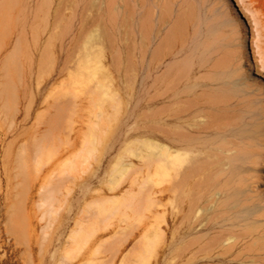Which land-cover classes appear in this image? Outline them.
I'll list each match as a JSON object with an SVG mask.
<instances>
[{"label": "rangeland", "instance_id": "obj_1", "mask_svg": "<svg viewBox=\"0 0 264 264\" xmlns=\"http://www.w3.org/2000/svg\"><path fill=\"white\" fill-rule=\"evenodd\" d=\"M249 40L264 75V0H0V264H264V76ZM174 97L188 103H171L185 109L170 133L241 160L232 193L244 195L227 219L214 215L224 195L206 179L215 155L194 153L200 176L190 160L176 182L164 176L161 110ZM205 124L215 129L194 131Z\"/></svg>", "mask_w": 264, "mask_h": 264}, {"label": "bare ground", "instance_id": "obj_2", "mask_svg": "<svg viewBox=\"0 0 264 264\" xmlns=\"http://www.w3.org/2000/svg\"><path fill=\"white\" fill-rule=\"evenodd\" d=\"M237 7H239L238 9H239V12L241 13H243L244 14V12L242 11V9L240 8V5H239V3L237 2ZM241 13V14H242ZM56 16V15H55ZM54 16V17H55ZM244 16V15H243ZM80 33V32H79ZM52 38V37H51ZM36 40H38V39H36ZM49 41H50V39H49ZM36 42V41H35ZM38 43L39 42H36V45H38ZM247 43V40L245 39V44ZM248 44H249V49H251V53H250V55H251V57H252V63H253V66H254V69H255V67H258V63L260 62L256 57L258 56H256V54H255V51H253V48H251V44H250V40L248 41ZM61 46H62V44H61ZM36 47V46H35ZM257 48H258V51H259V56H261V58H262V53H261V50H262V47H260V45H257ZM48 50H49V47L47 48ZM34 50H36V48L34 49ZM45 51V50H44ZM43 51V53H41L42 54V56L44 55V53L45 54H48L47 53V50L44 52ZM49 52H50V50H49ZM50 54H51V52H50ZM70 55V54H69ZM73 56H77V55H73ZM69 57V56H68ZM71 57V56H70ZM79 57L80 58H82L81 56H78V57H76L77 59H79ZM85 58V57H84ZM72 59V58H71ZM76 60V59H75ZM52 61V60H51ZM72 61V60H71ZM52 62H54V61H52ZM68 62V60L66 61V63ZM82 62H83V58H82ZM81 61H80V59H79V64L80 63H82ZM55 63V62H54ZM70 63V65H71V63L72 62H69ZM69 63H67V64H69ZM73 63H74V59H73ZM67 64H66V66H67ZM74 64H77V63H74ZM64 66H65V64H64ZM260 66V65H259ZM255 72H256V74L255 75H261V76H264L263 74H262V71L259 69V67L257 68V70L255 69ZM100 77V76H99ZM103 78V77H102ZM104 81V80H103ZM99 83V82H98ZM100 84V83H99ZM98 84V85H99ZM102 84V83H101ZM100 86V85H99ZM103 86V85H102ZM101 86V87H102ZM100 87V88H101ZM104 87H107V86H104ZM103 87V88H104ZM99 87L97 88V89H100ZM108 88V87H107ZM96 89V90H97ZM105 90H107L108 91V89H104V91L101 89V92L103 91V92H105ZM98 92H99V90H97ZM96 91V93L98 94V92ZM106 91V92H107ZM110 91V90H109ZM102 92V93H103ZM92 93H94L93 91H92ZM96 93H94V94H96ZM100 93V92H99ZM101 93V94H102ZM108 93V92H107ZM107 93L105 94V95H107ZM103 94V95H104ZM98 95H100V94H98ZM111 95V94H110ZM94 96V95H93ZM102 96V95H101ZM100 97V96H99ZM97 98H98V96H97ZM107 98H109V96H107ZM107 98H105V97H102V99H104V100H106ZM93 100V99H92ZM97 101V99H94V101ZM98 100H100L99 98H98ZM110 100H112V102L111 103H109L108 101H106V102H108L110 105H112V103H113V99H109V101ZM186 100H183V99H181L180 97H174V98H171L170 99V103L169 104H167V105H163L164 107H163V110H161V111H163V124H164V127H165V131H164V135H165V141L167 142V144L163 147V152H164V154H163V156H164V176L168 179H170V178H172L171 180V182H173V181H175L174 179H173V177H170L171 176V172L174 170V169H180V167H182V165H184L186 162H187V160H190L191 162H192V166H197L198 165V162L197 161H199L201 158L200 157H198L197 155H194V153L195 152H199V151H205V152H207L210 156H212V155H215L216 156V158H214L213 159V157L212 158H210V156H209V158H210V160L211 159H213V160H211V161H214L212 164H214L215 165V168H214V166L212 165V164H209V165H212L213 166V169H212V171L211 172H213V174L212 173H209L207 176H206V179H210V180H207V182L209 181H211V183H210V188H212V189H218V190H220L221 192H222V194L224 195V200L220 203L221 205L222 204H224V205H222V206H216L215 207V209L213 210V212H214V215L217 213V217H222V218H228V217H226L225 215L226 214H230V212L232 211L233 212V210L235 209V210H237L235 207L237 206H234L236 203H238L237 201L234 203V205H232V204H230V203H233V202H231V201H234L235 199H237V198H240L242 195L241 194H243L241 191V194L238 192H236V193H232V192H235L236 191V188H238L239 186L241 187V185H243L241 182H242V179L244 178V176H243V172H242V170H241V168H240V165H238V166H236L235 164H238L239 162H241V160H240V158L238 157V156H235V155H237V154H235L234 156H227V155H225V153H224V150H221V149H223V147H220V148H218L217 150H212L211 149V146H212V144L211 143H213L212 141H209V140H204V139H201V138H198L197 136L196 137H193V136H190V134L188 133V134H186V133H184L182 130H180V128L179 127H174V129H172V132L170 133V130H169V126H170V124L171 123H178L179 121H180V119L182 118V113H183V111L182 110H184L185 109V105H183V109H181L179 106V108L178 109H176L174 112H170V106H171V103H174L175 105L177 104H181V103H183V104H185V103H188L187 101L185 102ZM99 102V101H98ZM97 102V103H98ZM115 102V101H114ZM92 103H94V104H97L96 102H92ZM103 103V102H102ZM107 103V104H108ZM93 104V105H94ZM104 104V103H103ZM174 104H172V106L174 105ZM109 105V106H110ZM53 106V105H52ZM65 106H67V105H65ZM186 106H188V105H186ZM55 108V107H54ZM60 108L61 109H63L64 110V108H62L61 106L60 107H58L57 109H59L60 110ZM113 108H114V105H113ZM67 109V108H66ZM187 109V108H186ZM188 110V109H187ZM56 111H58V110H56ZM207 111V110H206ZM205 111V112H206ZM59 113H61V114H64V115H66L65 114V112H66V110L64 111V113H62V112H60V111H58ZM58 113V114H59ZM170 113H173L172 115H170ZM210 113H212V111H210ZM161 114H162V112H161ZM204 114V113H203ZM59 116H60V114H59ZM215 116H217V115H215ZM61 117H63V116H61ZM210 117H213V115L212 116H210ZM65 118H67V116L65 117ZM189 118V117H188ZM207 118V117H206ZM219 118V117H218ZM51 119H53V118H51ZM62 120L64 119V118H61ZM209 119V118H208ZM216 119V118H215ZM216 120H218V119H216ZM225 120V119H224ZM49 121H50V119H49ZM56 121V120H55ZM204 121H207V120H204ZM209 121H211V120H208V122ZM221 121V120H220ZM227 121V120H226ZM52 122H54L53 120H52ZM197 122V121H196ZM203 122V121H202ZM221 122H224V121H221ZM49 123V122H48ZM218 123V122H217ZM225 123V122H224ZM224 123H221L222 125L224 124ZM226 123H228V122H226ZM47 124V123H46ZM54 124H56V122H54L52 125L54 126ZM58 124V123H57ZM188 124V123H187ZM190 125V124H189ZM191 125H193L194 126V124H191ZM214 124H211V126H213ZM217 125H219V124H217ZM211 126L210 125H206L205 124V127L203 126V129H200V130H195L194 128V131H201V130H206V131H208L207 129H209V130H213V129H215V128H213V129H210L211 128ZM215 126H216V124H215ZM220 126L221 125H219V126H217V129L216 130H218V128H220ZM200 128H202V126H200ZM206 128V129H205ZM221 128H224V125L223 126H221ZM191 129H192V126H191ZM227 129V128H226ZM226 129H224V130H226ZM224 130H220V132L221 131H224ZM163 132V131H162ZM202 132V131H201ZM197 133V132H196ZM199 133V132H198ZM195 136V135H194ZM190 137V138H189ZM201 137V136H200ZM68 138H69V136H68ZM67 138V139H68ZM210 139H212V138H210ZM230 140V139H229ZM225 141H227L228 142V144L230 143V141L232 142V140H230V141H228V140H225ZM226 142V143H227ZM69 143H71V141L69 142ZM85 143V142H84ZM234 143V142H233ZM236 144V143H235ZM235 144H233V145H235ZM246 144V143H245ZM85 145V144H84ZM232 145V146H233ZM238 145V144H237ZM250 145V144H249ZM255 145V144H254ZM221 146V145H220ZM227 145H225V147H226ZM215 147V146H214ZM216 147H217V145H216ZM227 147H230V146H227ZM239 147V146H238ZM84 149L86 148V147H83ZM88 148V147H87ZM87 148H86V150H87ZM235 148V147H234ZM255 149V148H254ZM83 150V149H82ZM90 150V152L92 151L91 149H89ZM184 150V151H183ZM235 150H237L236 148H235ZM246 150V149H245ZM256 150V149H255ZM81 151V150H80ZM88 151V150H87ZM87 151H86V153H87ZM209 151V152H208ZM247 151V150H246ZM257 151V150H256ZM260 151V150H259ZM67 152V151H66ZM83 152H85V151H83ZM250 152V151H249ZM252 153H254L253 151H251ZM230 153H232V151H230ZM235 153V152H234ZM252 153H250L251 155H253ZM83 154H85V153H82V155L81 154H79V156L81 155V156H83ZM199 154V153H198ZM201 154V153H200ZM257 154H258V151H257ZM92 155V153H90V155L89 156H91ZM206 155V154H205ZM205 155H204V157H205ZM245 155H247V154H245ZM86 156H88V155H85V157ZM202 156H203V154H202ZM206 156H208V155H206ZM58 157V156H57ZM203 157V158H204ZM78 158V157H77ZM83 158V160H85L86 158H84V156L82 157ZM190 158V159H189ZM207 157H205V159H206ZM79 159V158H78ZM77 159V160H78ZM208 159V158H207ZM258 159V158H257ZM82 160V159H81ZM80 160V161H81ZM201 160H203V159H201ZM200 160V161H201ZM227 160V161H226ZM255 160V159H254ZM253 160V161H254ZM67 161H69V160H67ZM66 160H65V162H67ZM76 161V160H75ZM207 161V160H206ZM210 161V162H211ZM257 161H259V160H257ZM194 162V163H193ZM197 164H196V163ZM208 162V161H207ZM235 162H238V163H235ZM251 162V161H250ZM69 163V162H68ZM72 163V162H71ZM202 163V162H201ZM201 163L199 164L200 166H197L198 168H194L193 169V167L191 166L190 167V169L192 168V177L193 176H200L201 174H199V173H201V172H199V169H201V167H202V165H201ZM76 164H78L79 165V163H74V164H71V165H73V167H74V169H76L75 168V166H76ZM196 164V165H195ZM207 164V165H208ZM231 165L230 167H227L228 165ZM75 165V166H74ZM186 165V164H185ZM191 165V164H190ZM190 165H188V166H190ZM208 165V166H209ZM253 165V164H252ZM79 167H80V165H79ZM186 167H187V165H186ZM211 167V166H210ZM227 167V168H226ZM182 168H184V167H182ZM78 169V168H77ZM189 169V168H188ZM202 169H203V172H204V170H206V166H204V167H202ZM201 169V170H202ZM209 169V168H208ZM83 170V169H82ZM200 170V171H201ZM191 172V171H190ZM202 172V173H203ZM252 172V171H251ZM250 172V173H251ZM79 174L80 172H79V170H78V172H76V174ZM174 173H175V171H174ZM177 173H179V172H177ZM177 173H175V175L177 174ZM184 172H182V174H180L178 177H183V175L185 174H183ZM249 173V174H250ZM52 174H53V172H52ZM207 174V173H206ZM205 174V175H206ZM212 176H211V175ZM174 175V176H175ZM186 175V174H185ZM38 176V175H37ZM49 177H50V175H48ZM47 176V177H48ZM51 176H53V175H51ZM190 175L188 174V177H189ZM175 177H177V175L175 176ZM177 177V178H178ZM247 178V177H246ZM50 179H52V178H50ZM165 179V178H164ZM189 179H191V178H189ZM199 180H202V178L200 179V178H198ZM197 179V180H198ZM248 179V178H247ZM181 180V179H180ZM177 181V180H176ZM175 181V182H176ZM44 182L46 183V181L44 180ZM166 183H168V181H165ZM198 182V181H197ZM196 182V186L198 187V186H200V185H202L203 184V182H206L205 181V178H204V181L202 182V184L200 183L199 185H197L198 183ZM201 182V181H200ZM49 184V183H48ZM169 184H171L170 182H169ZM175 184V183H174ZM173 184V185H174ZM178 184V183H177ZM182 184V183H181ZM205 184V183H204ZM203 184V185H204ZM45 185V184H44ZM43 185V187H41L42 189H40V190H42V191H40V192H43V190H44V188H46L45 186H47V184L44 186ZM50 185V184H49ZM172 185V184H171ZM172 185V186H173ZM194 185V187H196L195 186V183L193 184ZM202 185V187H200V191L203 189L204 190V188L206 187L205 185L203 186ZM174 186H176V185H174ZM173 186V187H174ZM54 187V188H53ZM52 188H53V190H56L55 188H56V186H53ZM173 187L171 188V189H173ZM176 187H179V186H176ZM204 187V188H203ZM244 187V186H243ZM51 188V187H50ZM50 188L48 187V189H49V191H50ZM51 188V189H52ZM199 188V187H198ZM202 188V189H201ZM209 188V189H210ZM245 188V187H244ZM47 189V190H48ZM176 189V188H175ZM195 189V188H194ZM193 189V190H194ZM206 189V188H205ZM239 189V188H238ZM51 191V192H55V191ZM177 190H178V188H177ZM171 191V190H170ZM199 191V190H198ZM209 190H207L206 192H208ZM49 193V195H52V193ZM72 192V191H71ZM205 192V193H206ZM170 193V192H169ZM194 193V192H193ZM198 192H196V194H197ZM202 193V192H201ZM214 193V192H213ZM217 193H218V191H217ZM192 194V193H191ZM190 194V195H191ZM195 194V193H194ZM199 194H200V192H199ZM238 194H240L239 195V197H238ZM47 195V194H46ZM48 195V196H49ZM216 195V194H215ZM244 195V194H243ZM47 196V197H48ZM70 196V195H69ZM199 196H202V194L201 195H199ZM53 197V196H52ZM51 197V198H52ZM65 197V196H64ZM68 197V196H67ZM186 197V196H185ZM203 197H204V195H203ZM234 197H237V198H234ZM44 198V197H43ZM45 198H46V196H45ZM55 198V197H54ZM66 198V197H65ZM190 198H191V196H190ZM193 198V197H192ZM192 198H191V200H192ZM195 198H196V196H195ZM198 199L200 198V197H197ZM202 198V197H201ZM212 198V197H211ZM217 198V197H216ZM233 198H234V200H233ZM44 200V199H43ZM51 200V199H50ZM56 200H59V199H55V201ZM198 201L197 199H193V201H190V202H192V206H194V207H196L195 205H193L194 203H196L195 201ZM204 200V199H203ZM46 201H47V199H46ZM49 201V200H48ZM240 201V200H239ZM43 202V201H42ZM64 202V201H63ZM183 202V201H182ZM48 203V202H47ZM50 203V202H49ZM58 203H60V202H58ZM211 203V202H210ZM209 202H208V204H210ZM25 204L26 203H24V204H22L24 207H25ZM38 204H40V203H38ZM191 204V203H190ZM219 204V203H218ZM219 204V205H220ZM60 205V204H59ZM205 205V204H204ZM207 205V204H206ZM230 205H232V206H230ZM20 207H21V205H20ZM180 207V206H179ZM194 207H189V209H190V211H194L193 210V208ZM238 207H240L239 205H238ZM22 208V207H21ZM59 208V207H58ZM191 208H192V210H191ZM202 208V207H201ZM179 209V208H178ZM203 209H204V207H203ZM206 209H207V207H206ZM22 210H24V208L22 209ZM56 210H57V208H56ZM205 210V209H204ZM21 211V210H20ZM61 210L59 209L58 210V212H60ZM180 211V210H179ZM189 211V210H188ZM190 211L188 212V213H190ZM24 212V211H23ZM231 212V213H232ZM21 214H22V211L20 212ZM180 213V212H179ZM202 213V212H201ZM24 214V213H23ZM206 214V213H205ZM204 214V215H205ZM188 215H190V214H188ZM192 215V214H191ZM191 215H190V217H191ZM200 215V214H199ZM213 215V216H214ZM185 216V215H184ZM213 216H211V219H212V217ZM216 216V215H215ZM18 217H19V215H18ZM22 217V216H21ZM164 217V216H163ZM186 217H188V216H186ZM219 217V218H220ZM232 217V216H231ZM230 217V218H231ZM213 218H215L214 220H216V222L218 221V219L216 218V217H213ZM224 218V219H225ZM236 218V217H235ZM19 219H21V218H19ZM81 219V218H80ZM187 219H189V218H187ZM201 219H202V217H201ZM221 219V218H220ZM23 219H21V221H22ZM197 220H199V219H196V220H194L195 222L197 221ZM222 220V219H221ZM229 220V219H228ZM19 222H21L20 220H18ZM202 221V220H201ZM213 220H211V222H212ZM220 221V220H219ZM25 222H27V221H25ZM193 223V225L195 226V224H197L198 222L200 223V221H198V222H196V223ZM207 222V221H206ZM214 222V221H213ZM215 222V223H216ZM23 223H24V221H23ZM79 222L77 221V224H78ZM81 223V222H80ZM83 223V222H82ZM157 223V222H156ZM17 224H18V222H17ZM20 224V223H19ZM19 224H18V226H19ZM209 223L207 222V224L206 225H208ZM218 224H220V223H218ZM193 225H191V226H189L188 227V229L189 230H193L194 229V226ZM183 226V225H182ZM181 226V227H182ZM203 226V225H202ZM202 226H201V228H202ZM205 226V225H204ZM222 226V224L219 226V227H221ZM26 227V226H25ZM79 227V224H78V226H77V228ZM81 228H83L84 226L83 225H81L80 226ZM206 227V226H205ZM223 227V226H222ZM21 226H20V230H21ZM27 228V227H26ZM26 228H24V229H26ZM80 228V229H81ZM152 228V227H151ZM177 228H179V227H177ZM214 228H215V226H214ZM80 229H79V232H81L80 231ZM19 230V229H18ZM222 230V229H221ZM78 231V230H77ZM84 231V229H82V232ZM128 231V230H127ZM24 232V231H23ZM22 232V233H23ZM73 232H74V230H73ZM221 233H223V236H226L225 235V233L227 232H225V230H223V231H220ZM225 232V233H224ZM77 233V232H76ZM123 233V232H122ZM124 233H125V231H124ZM130 233V232H129ZM162 234H163V231L161 232ZM25 234H26V231H25ZM75 234V233H74ZM81 234H83V233H81ZM125 234H127V232L125 233ZM148 234V233H147ZM146 234V235H147ZM227 234V233H226ZM79 233H78V235H76V236H78L79 237ZM128 235V237H129V235L130 234H127ZM72 236H74V235H72ZM123 236V235H122ZM124 236H126V235H124ZM149 236V235H148ZM154 236V235H153ZM163 235H161V236H159L158 238H159V240L161 239L162 240V238L164 239V237H162ZM220 236H221V234H220ZM24 238H25V236H23ZM86 237H87V235H86ZM155 237V236H154ZM157 237V236H156ZM162 237V238H161ZM122 238V237H121ZM124 238V237H123ZM126 238V240H127V237H125ZM149 239V240H146V239ZM222 238V237H221ZM224 238V237H223ZM69 239V238H68ZM76 239H77V237H76ZM80 239H84L83 237H81ZM143 239L144 240H146V242L148 243L147 244V246H148V248H146V247H144V246H142L141 245V248H145V250L146 249H149V251H151V252H154V250L155 249H157L155 246H156V242H157V240L155 241L154 239H153V242L151 241L152 239L150 238V237H143ZM114 240V239H113ZM125 240V239H124ZM141 239H139L138 240V242L137 243H139V241H140ZM143 240V241H144ZM26 241H27V239H26ZM68 241V240H67ZM71 241V240H70ZM85 241V240H84ZM119 241V240H118ZM117 241V242H118ZM163 241V240H162ZM165 241V240H164ZM163 241V242H164ZM72 242V241H71ZM70 242V243H71ZM108 242V241H107ZM114 242V241H113ZM123 242H125V241H123ZM123 242H121L122 244H123ZM86 243H88V242H86ZM86 243H85V245H86ZM120 243V244H121ZM137 243H135L133 246H132V248L137 244ZM159 243H161L160 241L158 242V244ZM222 243V242H221ZM220 243V244H221ZM72 244H73V242H72ZM71 244V245H72ZM115 244H116V242H115ZM143 244H144V242H143ZM196 244H198L197 242H192L191 244H189L188 246L189 247H183V249L181 250V248L180 249H178L177 250V252L179 253L178 255L180 256V257H182V258H184V257H186L190 252H192V251H194V250H196L197 249V247H196ZM220 244H218V245H220ZM27 245H29V244H27ZM73 245H75V244H73ZM77 245V244H76ZM102 245V244H101ZM104 245V244H103ZM107 245V244H106ZM108 245H109V243H108ZM117 246L119 245V242L116 244ZM80 246V244L78 245V247ZM114 244H113V248L112 249H110L109 248V246H107L108 247V249H110V250H114ZM116 246V247H117ZM145 246H146V244H145ZM224 246V245H223ZM66 247V246H65ZM64 247V248H65ZM102 247H104V246H102ZM107 247H104V250L102 251V252H104V251H106L105 250V248H107ZM110 247H112L111 246V243H110ZM116 247H115V249H116ZM200 247H202V246H200ZM71 248H75V246H73V247H71ZM81 248V247H80ZM78 249L77 247H76V249H78L79 251H82V249ZM83 248V247H82ZM131 248V249H132ZM140 248V247H139ZM138 249V251H140V252H142V249ZM204 248V247H203ZM202 248V249H203ZM153 249V250H152ZM205 250H206V248H204ZM65 250H63V252H64ZM68 251H70L69 249H68ZM99 251V250H98ZM97 251V252H98ZM131 251V250H130ZM29 252V251H28ZM67 252V251H66ZM78 252V251H77ZM96 252V251H95ZM108 252H110V251H108ZM115 252V251H114ZM200 252H203V251H201V248H200ZM116 253V252H115ZM148 254L150 253V252H147ZM156 253V252H155ZM196 253V252H195ZM62 254H64V253H62ZM70 254V253H69ZM72 254V253H71ZM76 254V253H75ZM74 254V255H75ZM95 254V256H96V254L97 253H94ZM114 254V253H113ZM145 254V252L143 253V255ZM148 254H147V256H148ZM151 254V253H150ZM152 254H154V253H152ZM67 254H65V256H66ZM73 255V254H72ZM77 255V254H76ZM219 254H217V256H218ZM64 256V255H63ZM62 256V257H63ZM114 256V255H113ZM146 256V257H147ZM151 256V255H150ZM67 257V256H66ZM75 257L76 256H74L73 258L75 259ZM98 257V256H97ZM141 257H145V256H141ZM68 258H69V256H68ZM67 258V259H68ZM71 258V257H70ZM73 258L71 259V262H72V260H73ZM90 258H92V256L90 257ZM67 259L65 258V262H68L67 261ZM123 259H125V258H123ZM190 260V259H189ZM61 261V260H60ZM88 261V260H87ZM91 261V260H90ZM90 261L89 262H87L88 264L90 263ZM192 261H194V260H192ZM70 262V263H71ZM94 261L92 260V262L91 263H93ZM97 262V261H96ZM96 262H94V263H96ZM66 264V263H64V261H61V264ZM69 263V264H70ZM73 263V262H72ZM71 263V264H72ZM186 263V262H185ZM184 263V264H185ZM60 264V263H59ZM84 264V263H83Z\"/></svg>", "mask_w": 264, "mask_h": 264}, {"label": "water", "instance_id": "obj_3", "mask_svg": "<svg viewBox=\"0 0 264 264\" xmlns=\"http://www.w3.org/2000/svg\"><path fill=\"white\" fill-rule=\"evenodd\" d=\"M234 8L238 14H240L237 4L233 1Z\"/></svg>", "mask_w": 264, "mask_h": 264}]
</instances>
